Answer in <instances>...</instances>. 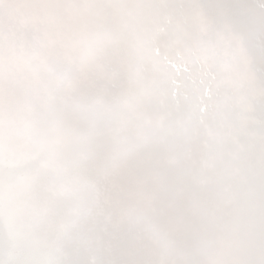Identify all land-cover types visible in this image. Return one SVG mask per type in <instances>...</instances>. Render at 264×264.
<instances>
[{"label":"snow or ice","instance_id":"6c2138e0","mask_svg":"<svg viewBox=\"0 0 264 264\" xmlns=\"http://www.w3.org/2000/svg\"><path fill=\"white\" fill-rule=\"evenodd\" d=\"M0 264H264V0H0Z\"/></svg>","mask_w":264,"mask_h":264}]
</instances>
